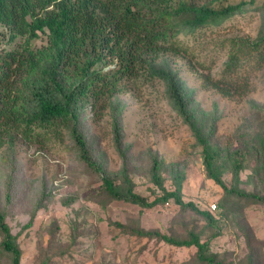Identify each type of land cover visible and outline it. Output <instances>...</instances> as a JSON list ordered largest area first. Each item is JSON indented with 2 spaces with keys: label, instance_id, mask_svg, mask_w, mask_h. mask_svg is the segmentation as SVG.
<instances>
[{
  "label": "rangeland",
  "instance_id": "1",
  "mask_svg": "<svg viewBox=\"0 0 264 264\" xmlns=\"http://www.w3.org/2000/svg\"><path fill=\"white\" fill-rule=\"evenodd\" d=\"M181 4L197 9L241 6V13L220 25L182 32L178 49L162 54L158 63L183 84L194 124L208 141L213 171L223 185L264 202V61L258 53L239 52L231 42L257 38L264 0H173L171 6ZM10 37L0 25V54L25 43L22 37ZM46 44V35L39 34L31 49ZM233 53L239 56L237 67L224 74ZM223 78L233 85L222 84L228 96L211 86ZM113 104L115 113L96 111L90 104L79 112V128L97 172L80 161L65 130L61 140L27 143L18 138L12 150L7 144L0 148V213L21 250L20 264H202L195 247L138 237L136 229L176 241L194 234L219 264H264V203L224 195L207 177L202 149L165 86L126 82ZM114 118L119 120L120 147L112 133ZM153 157L162 189L151 178ZM104 177L121 196L130 188L148 202L179 187L184 203L209 213L215 204L214 220L207 222L172 200L146 209L112 199ZM0 264H11L1 247Z\"/></svg>",
  "mask_w": 264,
  "mask_h": 264
},
{
  "label": "trees",
  "instance_id": "2",
  "mask_svg": "<svg viewBox=\"0 0 264 264\" xmlns=\"http://www.w3.org/2000/svg\"><path fill=\"white\" fill-rule=\"evenodd\" d=\"M173 0H0V25L8 29L12 41L25 40L21 48L0 54V148L10 150L19 138L24 142L62 139L63 130L71 136L79 159L95 172L100 169L92 159L79 128V112L90 104L96 111L115 113L113 99L126 82L143 85L155 82L165 86L166 94L183 123L189 127L203 152L207 177L220 186L224 195L237 199L264 203L263 198L228 189L213 171V153L208 141L196 128L183 84L167 66L159 65L161 55L175 52L177 37L184 31H196L217 26L241 13V6L222 9L189 8L185 4L173 9ZM185 1V0H182ZM183 17L182 22H174ZM257 38L250 43L233 40L241 53H258L264 61V24ZM46 35L47 44L32 50L31 42ZM237 41V42H236ZM238 53L225 64L224 74H232L237 67ZM110 63V64H109ZM101 66L100 68H98ZM233 87L224 78L211 83L224 95ZM116 146L122 145L118 118L112 129ZM159 162L152 159L151 178L162 189L158 175ZM240 166L236 169L237 178ZM107 195L146 209L173 201L182 210L213 222L209 212L201 211L193 203H184L178 187L163 191L152 202L134 194L130 188L124 196L116 191L110 179L104 177ZM138 237L158 238L177 247H195L197 260L202 264H219L208 256V246L191 234L189 240L176 241L159 232L135 230ZM1 249L10 255L11 264H20L21 250L0 213Z\"/></svg>",
  "mask_w": 264,
  "mask_h": 264
},
{
  "label": "built area",
  "instance_id": "3",
  "mask_svg": "<svg viewBox=\"0 0 264 264\" xmlns=\"http://www.w3.org/2000/svg\"><path fill=\"white\" fill-rule=\"evenodd\" d=\"M210 210L211 212H214L216 210V205L215 204L211 205Z\"/></svg>",
  "mask_w": 264,
  "mask_h": 264
}]
</instances>
